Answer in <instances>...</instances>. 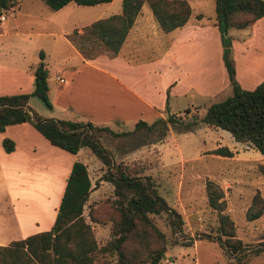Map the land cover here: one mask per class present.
Returning <instances> with one entry per match:
<instances>
[{
    "label": "rangeland",
    "instance_id": "rangeland-1",
    "mask_svg": "<svg viewBox=\"0 0 264 264\" xmlns=\"http://www.w3.org/2000/svg\"><path fill=\"white\" fill-rule=\"evenodd\" d=\"M19 1V4L16 1L13 6L2 10V14L11 26L7 29L6 35L2 36L4 38L2 45L4 47L8 44L14 47H11V51L9 50L10 54L1 55V58L12 57L16 61L21 60L25 66L23 68L25 73H16L15 79L12 81L6 70H0V95L29 92L32 89V82L28 83L26 74L32 73L31 64L37 61L38 51L45 49L47 39H49L47 36L35 34V29L41 25L39 20H89L120 11V0H110L109 3H106L107 5L95 6L68 3L56 10L49 9L41 0ZM189 4L191 7L189 20H194L197 12L202 13V20H210L209 16L214 14L213 0H189ZM151 15L148 5L143 3L136 17L138 20H155ZM28 20L37 21L30 24ZM146 25L147 27L144 29L142 26L138 27L139 31L129 39L126 48L123 50L132 59H140L149 51L152 53L157 51L154 47L148 49L147 46H144L149 38L151 41H157L156 45L153 44V46H156L158 51L164 45L161 38L158 40L152 38L151 25L148 23ZM158 29L163 32L159 25ZM57 61L58 57L53 56V54L47 60V65L51 71L49 74L50 88L56 85V81L53 79V69H57ZM179 61L177 58V61L172 65V70L175 72L174 75L181 76V80L171 84L174 87L171 88V92L169 88L164 90V114L167 115L168 109L183 121L194 116L199 118L209 103L219 101L230 94L228 92L214 96H202L194 88H188L186 66L181 64L179 70ZM190 71L189 78L192 75V69ZM47 98L52 102L53 95L51 92ZM27 104L39 115L63 117L62 113L64 112H60L56 107L50 108L36 95H29ZM185 107H189L188 112L184 111ZM8 126L10 127L6 131H3L4 129L0 131V171L3 173L2 177L6 182V184L3 183L0 176V240L3 242L2 244L7 243L10 239L20 238L13 213L19 215L21 219L26 218L27 221L30 217H41L55 200L53 195L47 202L42 201L40 197L36 199V197L31 196V200L24 202L21 196L16 198L14 195L15 187L23 191L29 190L28 192L33 190L30 188L28 173L34 171L36 175L41 166L38 164L47 160H54V153L49 151L47 147L44 148L38 140H35V146H33L35 149L30 150V154H25L27 168L25 167V170H16L15 168L14 170V161L11 157H16L18 154L6 156L7 152L1 144L3 137L10 138L9 135L13 133L12 128L15 125ZM131 127L132 125L128 123L121 126L120 129ZM99 135L104 136L101 141L111 150L117 166L126 169L131 174L148 175L158 194L164 198L169 206L180 213L182 218L181 229L177 232L171 230L164 211L149 214L166 240V249L156 264H228L232 260L214 238L197 237L201 232L213 235L217 233L216 209L210 207L206 202V179L215 182L222 192L223 210L233 220L235 236L243 242L245 251L243 259L246 264H264V250L257 253L253 252L255 248L264 244V175L257 168L263 158L256 160L260 153L250 143L246 141L239 143L233 139L227 130L206 126L200 122L191 131H176L169 125L165 135L152 142L149 139L155 133L151 136L147 131L146 136L142 138H133L132 135L114 138L103 131H100ZM40 138L43 139L42 136ZM30 139L39 138L30 136ZM141 141L144 142L138 143ZM219 145L236 149L241 155L248 158H231L210 152L212 148ZM36 148H38L37 152ZM36 157L39 158L33 160ZM76 158L86 164L91 182V189L83 204V216L90 225L96 244L102 246L111 238V219L115 212L112 206L105 202L114 197L113 185L108 180L100 179L106 166L89 151L88 147L84 146L79 149ZM13 170L14 176L8 172H13ZM41 170L45 171L44 166H41ZM24 171L25 175H28L25 180L22 178ZM13 178L17 182L15 185L11 183L15 181L12 180ZM37 184L35 187L38 195L44 196V185L41 182ZM6 188L10 190L9 194ZM256 191L262 199V212L257 218L248 220L245 218V210ZM28 192H24L23 195H28ZM9 195L14 198L12 207ZM90 210L92 214H95V220L90 219L87 215ZM35 225L42 226L39 222ZM32 227H34L33 223L25 226L26 229H34ZM29 233L31 232H27L25 235ZM189 237L192 238V241L188 243ZM137 245L139 244L136 240L130 244L131 247ZM115 259L116 255L111 251H99L93 264H113Z\"/></svg>",
    "mask_w": 264,
    "mask_h": 264
},
{
    "label": "trees",
    "instance_id": "trees-1",
    "mask_svg": "<svg viewBox=\"0 0 264 264\" xmlns=\"http://www.w3.org/2000/svg\"><path fill=\"white\" fill-rule=\"evenodd\" d=\"M41 1L49 9L56 10L70 1L92 5L109 0ZM143 3L148 5L163 32L183 25L191 12L187 0H121L120 12L96 18L83 25L80 31L73 28L66 36L86 58L100 52L114 55L119 51ZM11 5L12 0H0V14ZM213 8V18L222 45L221 59L231 92L223 99L209 103L199 118L194 116L183 121L178 115L168 112L165 117H157L150 122L137 119L131 129L116 131L105 125L93 124L89 120L42 117L27 104L28 96L33 94L47 106H51L46 93L47 68L42 61L41 51L33 65L32 89L29 92L0 95V131L7 124L28 121L50 144L71 153L86 146L105 164L106 168L100 179L108 180L113 185L114 197L105 203L111 205L115 212L111 219V238L98 246L90 225L83 216V204L91 189L90 178L86 164L74 159L50 227L0 244V264H93L99 251L114 253L116 259L113 264L158 263L166 249V240L149 214L164 211L171 230L177 232L181 229L180 213L158 194L148 175L131 174L116 165L111 150L99 138L100 131L114 138L128 135L142 138L147 131L149 135L155 133L149 139L152 142L164 136L169 125L176 131H191L199 122L219 127L227 130L235 141H246L259 151L263 161L259 162L257 168L264 175V78L251 89L238 85L234 78L227 34L229 28H243L262 16L264 0H213ZM201 16L202 13L195 14L196 18ZM184 111L188 112L189 107H185ZM142 142L144 141L138 143ZM1 144L6 152L14 148V141L9 137H3ZM210 152L222 156L232 155L226 145L216 146ZM205 191L207 204L216 209L217 233L213 235L201 232L197 237L205 236L218 241L225 254L232 259L228 264H246L243 259V242L235 236L233 220L223 210L220 188L212 180L206 179ZM261 212L262 199L256 191L245 210V218L255 219ZM87 215L90 219H96L91 210ZM188 239V243L192 241L191 237ZM134 240L139 245L131 247ZM261 250H264V244L253 252Z\"/></svg>",
    "mask_w": 264,
    "mask_h": 264
},
{
    "label": "crops",
    "instance_id": "crops-1",
    "mask_svg": "<svg viewBox=\"0 0 264 264\" xmlns=\"http://www.w3.org/2000/svg\"><path fill=\"white\" fill-rule=\"evenodd\" d=\"M16 1H18V4L20 3L19 0H12L11 6ZM187 1L189 2V0ZM109 2L110 0L90 6L107 5L106 3ZM68 3L74 2L70 1ZM104 16H107V14L102 15V17ZM202 18L203 16L189 20L188 17L187 21L180 27L168 32H161L155 20H138V17H136L116 54L109 55L100 52L91 58L84 57L68 40L66 34L73 28L80 31L83 25L94 20V18L89 20H39L41 25L35 29V34L47 36L51 39L46 38L48 41L45 49L39 50L42 52V61L47 68V97L51 92L53 100L50 101V108L56 107L60 112H64L62 113L63 117L50 116L73 120H89L93 124L105 125L116 131L126 130L120 128L128 123L133 127L137 119L150 122L157 117H165L166 114H164L163 109L164 90L169 88L171 92V88H174L171 84L178 83L181 80V76L174 75L175 72L172 70V65L177 61V58L180 60L179 70L181 64L186 66V79L188 81L186 84H188V88H194L202 96L230 93L231 86L221 59L222 45L219 31L213 15L210 16V20H202ZM28 21L32 24L37 20ZM146 22L151 25L152 38L157 40L161 38L164 45L158 51L156 46H153V44L156 45L157 41H151L149 38L144 46H147L148 49L154 47L157 51L155 53L149 51L140 59H132L123 50L126 48L129 39L139 31L138 27L142 26L143 29L147 27ZM8 23L5 16L0 19V70H6L13 81L16 73L24 72L23 68L25 66H23L21 60L16 61L12 57L1 58V55L10 54L9 50L11 51V47H14L7 44L4 46L6 49L2 45L4 40L2 36L6 35L7 29L11 27ZM227 34L230 41V56L234 65V78L240 87L251 89L264 78V14L243 28H229ZM141 48H143V45H141ZM52 54L58 57V63L56 62L57 69H53V79L56 81V85L50 88L49 74L51 71L47 65V60L51 58ZM35 63L31 64V71ZM191 69L192 75L189 78ZM26 76L28 83L32 82L33 73H27ZM56 76L62 77V81H58L55 78ZM196 80L197 83H195ZM167 111L170 112L168 109ZM8 125H15L12 128L13 133L9 135L14 141V148L6 153V156L18 154L16 157H11L14 161V170L15 168L16 170L27 168L25 154L35 149L33 147L35 146V140H38L44 148L47 147L49 151L54 153V160H47L44 162L45 164H38L44 166L45 171L41 170V166L36 175L34 171H29L28 176L25 175L24 171L22 178L24 180L27 176L30 178V188L33 189L31 192L20 190L17 187L14 188L13 193L16 198L21 196L24 202L31 200V196L36 197V199L40 197L44 202L50 200L52 195L55 199L41 217H30L27 221L26 218L21 216L23 218L21 219L19 215L13 213L20 237H23L27 232L33 233L49 228L71 163L74 159H77L78 150L84 146L80 147L77 152L71 153L50 144L28 121L7 124L3 131L9 129L10 126ZM30 136H36L41 140H31ZM41 136L44 140L40 138ZM103 137L99 136L101 140ZM238 142L240 143V141ZM36 149L37 152L38 148ZM230 150L232 151V155L229 156L231 158H248L241 155L236 149ZM37 158L39 157L33 160ZM262 158L260 154L256 160ZM14 170L13 172L8 171L9 174L14 176ZM2 175L3 173L0 171L4 183L5 180ZM15 182L16 180L11 183L15 185ZM40 182L44 185V196H39L35 187ZM7 190L9 194L10 190ZM24 192H28V195H23ZM9 197L12 207L14 198L11 195ZM38 222L42 226L35 225ZM32 223L34 229L25 228V226L32 225ZM2 243L0 240V244Z\"/></svg>",
    "mask_w": 264,
    "mask_h": 264
},
{
    "label": "built area",
    "instance_id": "built-area-1",
    "mask_svg": "<svg viewBox=\"0 0 264 264\" xmlns=\"http://www.w3.org/2000/svg\"><path fill=\"white\" fill-rule=\"evenodd\" d=\"M3 18H4V15H3V14H0V19H3ZM55 78H56L58 81H60V82H61L62 79H63L62 77H59V76H56Z\"/></svg>",
    "mask_w": 264,
    "mask_h": 264
}]
</instances>
